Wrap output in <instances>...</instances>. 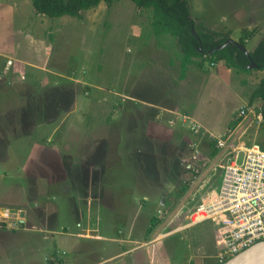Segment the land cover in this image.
<instances>
[{
	"label": "rangeland",
	"instance_id": "rangeland-1",
	"mask_svg": "<svg viewBox=\"0 0 264 264\" xmlns=\"http://www.w3.org/2000/svg\"><path fill=\"white\" fill-rule=\"evenodd\" d=\"M188 3L196 24L231 40L255 29L247 51L264 36V0ZM202 64L181 75L176 41L158 40L150 12L129 0L102 2L80 18L0 0V209L26 217L29 229L70 200L79 248L93 264L219 263L221 229L192 224L189 214L218 188L232 148L264 149L262 103L249 102L264 72L238 73L210 57ZM102 147L106 155L94 160ZM75 162L86 173L65 185ZM104 165L115 171L113 189L94 173ZM114 221L115 243L97 238ZM4 227L0 246L26 239ZM56 237L45 246L55 249ZM61 249L73 255L69 240Z\"/></svg>",
	"mask_w": 264,
	"mask_h": 264
},
{
	"label": "trees",
	"instance_id": "trees-1",
	"mask_svg": "<svg viewBox=\"0 0 264 264\" xmlns=\"http://www.w3.org/2000/svg\"><path fill=\"white\" fill-rule=\"evenodd\" d=\"M35 13L49 18L70 16L80 18L82 12L97 7L100 3L110 6L114 2L124 0H30ZM138 9L150 12L152 34L159 38L175 40L180 51V73L183 75L189 65L202 67L203 59L210 57L217 63L233 69L238 73H250L252 70L264 72V36L247 55L238 48V45L246 49V42L255 36V29H243L234 43L220 50L216 47L223 45L231 39L228 32L221 33L208 29L202 24H196L190 17L188 0H129ZM201 48V51H199ZM211 51V53H210ZM200 59V61H195ZM252 62L254 68L247 66ZM259 100L262 103V115L264 123V75L252 91L249 102ZM240 118H235L229 129H233ZM220 264V263H216Z\"/></svg>",
	"mask_w": 264,
	"mask_h": 264
},
{
	"label": "built area",
	"instance_id": "built-area-1",
	"mask_svg": "<svg viewBox=\"0 0 264 264\" xmlns=\"http://www.w3.org/2000/svg\"><path fill=\"white\" fill-rule=\"evenodd\" d=\"M245 113L241 109L239 115ZM228 156L218 188L189 214L192 224L212 221L221 229L220 264L264 241V149L256 144L232 148ZM20 216L1 209L0 224L16 229Z\"/></svg>",
	"mask_w": 264,
	"mask_h": 264
},
{
	"label": "crops",
	"instance_id": "crops-1",
	"mask_svg": "<svg viewBox=\"0 0 264 264\" xmlns=\"http://www.w3.org/2000/svg\"><path fill=\"white\" fill-rule=\"evenodd\" d=\"M254 37L255 36H253L251 39H253ZM251 39H249L248 41H250ZM260 40L261 39H259L258 42ZM247 42H246V45H247ZM48 148H51V147L49 146ZM105 155H106V149L105 147L104 148L102 147L97 150L93 159L99 160V159L104 158ZM103 167L104 169L96 170L94 173L95 175H97V177H99L98 176L99 174L100 176L102 174L107 175V180H109V182L106 185H110L109 188L113 189L114 187L112 188V185L114 183L112 182L111 175L115 174V171L110 166L106 168V166L104 165ZM94 169H97V168L95 167ZM64 173H66L67 174L66 176L68 177L64 179L65 180L64 184L68 185V184L73 183V185L74 184L76 185L82 179L81 175L86 173V171H85V167L79 166L75 162V166L74 167L70 166V168H67L66 171L64 170ZM37 175H39V172ZM89 180L90 181L92 180L91 176ZM74 187L70 186L68 190H71V188H74ZM52 203H48V204H52ZM56 203L58 204L56 206H59V211L56 210L53 212L57 214V216H54V219L51 218V216L54 214H51V215L45 214L43 216H39L37 220L38 223L37 224L31 223L30 228L28 229V226H27L28 220L25 219L26 217L24 219L22 218V220L19 223L20 227H18L17 229H22L21 234H23L24 237H26V239L23 240V243L18 240L17 244L13 243L12 246L11 245L0 246V258L1 259L6 258L9 264H93V261L89 260L88 258L86 259L85 257L86 253L84 254V252H82L79 248L80 246L79 241L81 239V236H80L81 234L79 233L80 230L77 227L81 226V223H78V221L76 220L74 216L75 213L71 214V210L69 209V203L72 204L71 201L68 199L67 200L63 199ZM24 216H27V215L25 214ZM77 223L79 224V226ZM56 224L60 225V228L57 229L58 233H55V232L49 233L50 231H52L51 228H53V226L56 227ZM110 227H111V230L106 231L107 235L97 234L98 235L97 238H102L103 236V238L108 239L107 241L108 243H115V239H114L115 221L113 222V225H110ZM103 228L104 226L100 225V229L98 230L103 232ZM17 229L5 228V231L3 232L11 234L12 231H15V232L19 231ZM49 234L57 236L56 237L57 240L54 243L55 249H52V248L49 249L47 248V246H45L44 241L47 240V235ZM67 240H69V243L73 247L72 249L73 255H71V257L69 258L66 257V252L61 249V245H63L64 242H66ZM95 263L97 262H94V264Z\"/></svg>",
	"mask_w": 264,
	"mask_h": 264
},
{
	"label": "water",
	"instance_id": "water-1",
	"mask_svg": "<svg viewBox=\"0 0 264 264\" xmlns=\"http://www.w3.org/2000/svg\"><path fill=\"white\" fill-rule=\"evenodd\" d=\"M232 43H234L233 40H227L223 45L216 47L215 50H220ZM238 48L247 55V50L245 48L240 45H238ZM199 51H201V48H199ZM247 67L254 68V64L250 62ZM221 264H264V241L251 246L250 248L244 250L240 254L226 260Z\"/></svg>",
	"mask_w": 264,
	"mask_h": 264
}]
</instances>
